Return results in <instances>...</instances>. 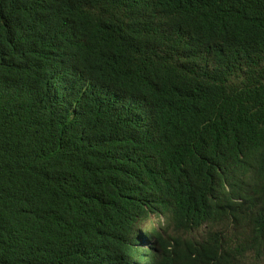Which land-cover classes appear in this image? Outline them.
<instances>
[{"label": "trees", "instance_id": "16d2710c", "mask_svg": "<svg viewBox=\"0 0 264 264\" xmlns=\"http://www.w3.org/2000/svg\"><path fill=\"white\" fill-rule=\"evenodd\" d=\"M0 264H264V0H0Z\"/></svg>", "mask_w": 264, "mask_h": 264}, {"label": "rangeland", "instance_id": "374dc122", "mask_svg": "<svg viewBox=\"0 0 264 264\" xmlns=\"http://www.w3.org/2000/svg\"><path fill=\"white\" fill-rule=\"evenodd\" d=\"M148 226H150V225H148Z\"/></svg>", "mask_w": 264, "mask_h": 264}]
</instances>
